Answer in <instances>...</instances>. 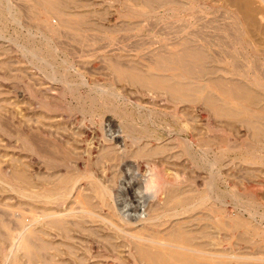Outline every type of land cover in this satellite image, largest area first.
<instances>
[{
	"label": "bare ground",
	"instance_id": "obj_1",
	"mask_svg": "<svg viewBox=\"0 0 264 264\" xmlns=\"http://www.w3.org/2000/svg\"><path fill=\"white\" fill-rule=\"evenodd\" d=\"M33 1L36 4V8H33L32 6L27 7L29 10L28 13L30 14L29 18H31L30 20L37 25V28L39 27L40 31L44 32V34L49 37L46 38L47 40H43L44 42H41V45L37 46L36 44H31L30 46L29 44L28 47L26 46L23 49L25 53L32 58L31 64L46 73V81H48V78H51L53 82L54 80L60 82L64 87V91L66 90L67 93L69 92L77 104L76 106H73L75 103L72 105V103L64 102L67 94L66 96L62 95L57 97L56 94L51 92L52 90L49 89V87H39L38 89H35L32 86H28L31 100H29L30 103L28 107L26 106V110H30L31 107L35 108V110L38 109L36 117H38L41 124H43L42 127L45 126L46 130V127L50 128L54 125L56 126V131L59 123L62 124L63 122H68L69 119L73 118L72 116L75 115H81V119L86 122L87 120L94 121L97 119L96 116L101 114L102 116L111 113L117 114L118 117L121 118H119L120 121H122V124L119 125L121 129H119L123 137L121 139L123 140L114 142V138H108L105 135V132L102 133V131L100 134V130L98 129L99 131L97 133H99L100 136L97 137H100V142L103 145L98 152V143L95 141L96 138H94L96 136L93 137V133L87 130V128L85 130L83 128L81 138L77 142H70L69 146L66 142L67 149L65 148L68 150L69 157H71V154L78 156L77 158H79V160H76H78L81 170L79 172L75 171L76 173H72L73 171H70L71 173H66L65 171L66 174L64 173L63 175H57L52 172L47 177H42L43 179H41V181L32 182L25 172L18 171V168V170H14L15 167H12V165L10 166V164L13 163L9 164V162H7L8 165L0 168V183L6 185L9 190L17 191V193L19 192V194L23 196H27L29 190L23 191L22 186H30L32 191L28 197L31 198L30 201L35 200L38 203V207L41 209V211L39 210V212H41L40 216H38L39 218L33 217L32 220H30V224L33 227L31 235L29 232L27 233L28 244L26 243V248L29 251V258L31 261L36 264H256L254 262L248 263L244 258L243 260L246 262H242L241 257L244 256L240 257L239 255H236L237 251L241 250L238 243L239 240L237 241L236 238L239 237V228H243L241 225L242 221L239 223L237 217L238 215H241V213L246 214L247 212L249 216L246 224H252L253 222H256L258 216H260L259 209L258 207L255 209L253 204H249L250 202H244L243 200V203H241L239 195L243 194H239L240 192L237 193V190H234L236 189V185H239V183H237L238 177L236 178L238 167L235 163V161H237L235 157L231 159L230 162H227L226 165L224 164L228 173V175H226V173L225 175L228 177H225L221 169L218 167V161L215 160L216 158L209 159L207 157L210 152L207 143L209 128L207 134V131L205 132L206 129L204 130L206 127L203 123V121L207 119V115L205 116V113L202 112L208 107L210 108L209 110H212L210 111L211 113L213 112L217 116L221 115L220 117H243L242 122L251 134V137L249 138L250 141L248 142L247 147L245 146V148H247L245 154L250 158V162H252L253 165L256 164V161L254 160H264V76L262 75L263 79H259L258 75V78H254L255 75H252L253 79L250 83H246L239 79L238 76L241 77V71L239 70L238 63L240 62H236L239 60L237 56L238 53L235 51V46L233 44V46L230 45L229 50L225 51L227 48L223 50L224 52H227L226 55L228 54L229 56H232V59L234 60L233 63H237V65L235 63L236 69L232 70L231 68L233 71L231 72L233 73L232 76L226 77L220 75L214 81L215 87L224 98L221 100L213 95L207 94V96L202 99L205 103L202 102V105L204 104L206 106L203 105L205 108L200 112L199 110H195L194 105L197 100L198 102L201 101L197 95L202 94L206 87L205 85L202 86L201 82L205 80L206 77L216 73V71H214L215 67H213L216 62V57L214 58L211 53L203 48V46L194 45L195 41L192 42L189 39H182L178 46L174 45L172 48L167 46L157 47L152 50L146 48L147 51H144L140 56L121 54L116 55L114 59L110 60L106 55V58L109 61H105L107 64L105 68H103V71L105 70L108 74H112L122 82L133 84V86L135 85L138 89L143 91L140 96L139 94L142 91H138L139 94L137 95L139 98L135 105L139 110V117L134 118V116L126 113L121 105L118 104L117 99L125 97V94L123 96L122 94L118 95L117 92H113V89L110 91V87L106 89L104 86L99 87L96 85L93 86V88L91 87V90L88 88L86 96H82V94L79 93L77 89L78 86L74 87L75 84L72 85L70 83L71 81H68V77L65 74L69 71L67 68L70 66L67 63V60L60 63V65L58 62L56 63L54 61L57 50L52 45V40H60L59 30L48 25V22L46 24L41 23L39 18L40 14L43 13L58 15L62 19V25L64 29L68 31L67 33L70 34V36L73 35L74 41L76 40L77 43L85 47L109 39L106 31L105 34H103L101 30H99L102 32L101 34L95 33L94 36L92 35L94 33L89 34L90 36H93L92 38L87 35V31L92 28L97 29V25H99L97 24V19L96 21H92L91 16H94L95 12L92 14V12L83 11L82 4L84 5V3L80 2L81 0ZM134 1L141 4V6L144 5L150 9V11H148L144 7L146 12H144V10L143 13L140 14L145 22L148 21L154 10H157V8L175 6L177 7L176 9L179 10L187 5L184 0ZM193 1L194 0H192V2ZM1 2H3V0H1ZM6 3L8 4L7 1ZM80 7L82 11L78 10ZM3 9L4 8L1 9L0 7V17H5V11L7 10L4 9V11ZM10 9L12 11V8ZM9 12L6 14L8 15ZM18 12L16 13L18 14ZM136 13L137 12L134 14ZM139 13L140 12H138L137 15ZM13 15L16 16L15 14ZM132 15L129 14V16ZM137 15L136 17H139V15ZM114 17V15H111V19ZM137 24L136 26H138ZM67 33L64 32V35ZM232 35L234 36V44H239L246 49L247 43L244 40L243 32H241L240 29H237L236 33ZM223 39L224 38L222 37V40ZM63 42H65V40ZM111 42L112 41H110V43ZM228 43L229 42H227V44ZM74 53L73 55L77 54ZM258 53L259 50L252 52L256 58ZM142 60H148L149 64H146ZM231 62L230 65L233 64ZM257 62L259 61H256L255 64ZM125 63L128 64L127 67H124ZM103 66L104 65H101V67ZM244 66L246 68V64H244ZM92 67L96 68L94 62H92ZM61 68L64 69L65 73L58 75L60 74ZM243 74H245V72ZM19 80H21V78ZM206 82L207 81L205 80L204 83L207 84ZM135 93L133 92L134 97L137 96ZM133 94L130 92V97L127 96L126 98L132 99L131 95ZM231 101L239 102L237 109L230 106L229 103ZM8 106L10 105L6 103L0 104V114H2V116L4 115L3 112L9 108ZM15 107H18L19 109L20 105L16 104L14 105V109ZM79 121H77V124ZM96 122L97 121L95 120V123ZM149 122H153L154 124L152 125L157 124V126L159 125V127H162L170 137L164 140L163 137L159 136L155 129L152 130L147 125ZM49 123H51V125ZM60 128L62 129V127ZM20 139L24 138L22 137ZM24 142L26 144V140ZM46 142H48V140H46ZM39 143L41 142L37 143L38 146ZM84 143L86 146L88 144L89 147H86ZM178 143L182 148L180 151L176 150ZM41 144L40 148L42 150H40L41 154H43L42 151L45 152V149L43 150L45 147L42 146V148ZM38 146H35L33 143L30 144L31 151H37ZM231 146L232 148L229 147V150L235 147L234 145ZM46 150L52 152V150ZM234 151L237 150L234 149ZM33 155L37 156V152ZM41 157L43 159L42 162L49 163L52 161L48 155H42ZM69 157L67 155L65 159H63L64 166L68 168H70ZM130 160L135 162L136 169L139 168L141 177L145 171L146 165L157 168L159 170L161 186L160 191L155 198H151L148 207L146 209H144L145 206L136 207L134 215L131 214L132 212L128 215L123 213L122 207H119L117 201L119 200L118 197L121 196L119 194L121 192L118 190L120 188L118 187L119 181L122 179V174L124 173L122 165ZM56 162H58L57 159ZM195 164H198L201 168V175L199 177L203 179L205 187L204 191L199 190V187L196 186L193 180L194 178H192V168ZM252 164L250 169L247 172L245 171L247 173L245 175H248L250 178H253L254 176L258 178L259 173L262 172V170L251 169ZM98 167L102 169L101 176L99 175ZM72 170L75 169L72 168ZM262 173H264V171ZM225 179L226 188H232L230 201H227L226 199V193L228 192L225 193L217 188L218 184H220L218 182ZM142 187L143 182L141 183V189ZM141 189L139 188L138 190ZM134 193L137 195V192H133L132 189L129 190V195L133 196ZM74 194H77V197L75 199L76 201L73 202L71 198ZM224 214L227 216H224ZM260 217L261 221H264V215ZM25 225L23 223L20 224V226H22L20 228H23L22 231H25ZM242 232L239 233L242 235ZM248 233H250L249 237H246L245 239H248L247 241L250 242L247 247L251 252L257 250V247L260 249L264 248V230H249V232L247 230L246 236ZM11 245L10 248L8 247L10 251H7L9 252V257L6 258H10L11 255L12 258H14L15 263V259L18 258L17 256L19 254L18 250L21 252V249L18 248L17 245L16 247L14 245V247H11ZM21 247H23V243ZM240 252L238 254H240ZM256 253L257 252H253L252 255L255 257ZM245 257L248 258L249 256H246L245 253ZM259 260L263 261V259ZM259 262H257V264Z\"/></svg>",
	"mask_w": 264,
	"mask_h": 264
},
{
	"label": "rangeland",
	"instance_id": "obj_2",
	"mask_svg": "<svg viewBox=\"0 0 264 264\" xmlns=\"http://www.w3.org/2000/svg\"><path fill=\"white\" fill-rule=\"evenodd\" d=\"M6 1L8 2V4L6 3ZM27 1H22V0H5L4 1L3 0V2H1V0H0L1 9L4 8L5 10H7V11H5L3 9L6 13L9 12L10 8H12V11H13L12 12L10 9L9 14L11 13L12 14V15L10 14L11 16L9 14L7 15L5 13V17L7 19L5 17H0V30H1V35H0V65H1L0 66V104L6 103V104L10 105V106H8L9 108L5 112H3L4 113L3 116H2V114H0V168L4 167L5 165H8L7 162H9V164L13 163V164H10V166L12 165V167H15L14 170L19 169L18 171L25 172L28 175V178L30 177V180H32V182H33V181H41V179H43L44 176L47 177L52 172L54 174H57V175L58 174L63 175L65 173V171H66V173H69L70 171H73L72 173H76V172H79L81 170L80 165L78 164V160H79V158H77L78 156L71 154V157H69L68 150H66L67 149L66 147H67V145L69 146L70 142H73V141L77 142L81 138V133L83 131L82 130L83 128H84V130L87 128V130H89L91 133H93L92 134L93 137L96 136L94 138H96L95 141H97V143H98V147H99L98 152H99V149L103 147L102 143L100 142V137H97V136H100L101 131H102V133L105 132V135L108 138H114L115 139L114 142L119 141V140L122 141L123 139H121V138H123V137H122V134L120 131L121 127L119 126L122 124V121H120L121 118L118 117L117 114L111 113V114L103 115V116H102V114L98 115V116H96L97 119H95L97 121L96 123H95V120L94 121L87 120L85 122L81 119V117H82L81 115H75V116H72L73 118L69 119L68 122L66 121V122H63L62 124L59 123L57 125L58 129L56 131V129H55L56 126H54V125H52V127L49 126L50 128L46 127L47 128L46 130H45V126L42 127L43 124H41L39 118L36 117L37 116L36 112H38V109L35 110V108L31 107L30 110H26L29 103H30L29 100H31V95H30V91H29L28 86H32L35 89L36 88L38 89L39 87H49V89L52 90L51 92L56 94L57 97H60L62 95L66 96V94H67V96H66L67 100L64 99V102L66 101V102L72 103V105L76 102V101H74L75 99H73L71 97L69 92L67 93L66 90L64 91V87L62 86V84L60 82H57L55 80L53 82L51 78H48L47 79L48 81H46V78H45L46 73L43 72L42 70H40L39 68L35 67L33 64H31L32 58L30 56H28L27 53H25V51L23 49L26 46L28 47L29 44H30V46H31V44L32 45L36 44L37 46L41 45L40 43L41 42L43 43L45 41V39L49 37V36L47 37V35H45L44 32L40 31L39 27L37 28V25L30 20L31 18H29L30 14L28 13L29 10L27 7L32 6L34 8L36 6V4L33 0H31V1L29 0L28 2ZM80 2L84 3V5L82 3H80V4H82L83 11L92 12V14L95 12L94 16L91 14L92 15L91 16L92 21H96V19H97V24L100 25V26L97 25V29L96 28H94V29L90 28L91 30L87 31V33H88L87 35L90 36L89 34L94 33V34H92L94 36L95 33L101 34L102 32H103V34H105V31H106L107 35L109 36V39L103 40L102 42H98L97 44L94 43L92 45H87L88 47L87 46L84 47L83 45L77 43L76 40L74 41L73 35L70 36V34L67 33L68 31L66 29H64V27L62 25V21H61L62 19L58 15H55L52 13H43L44 15L40 14L39 18L41 20L40 21L41 23L46 24L48 22L47 23L48 25L53 26V28L59 30V32H60V38H59L60 40H57V41H60L61 43L57 42L54 39L52 40V45L57 50V54L55 56L54 61L56 63L58 62V64L60 65V63L67 60V63L73 67L72 68L68 65L69 68H67V69L69 71L66 73H65L64 69L61 68L60 74H58V75H62L63 73H65L66 76L68 77V81L69 82L71 81L70 83L72 85L75 84L74 87L78 86L77 89H78L79 93L82 94V96L87 95L86 93H87L88 88H89V90H91L90 88L91 87L93 88V86H96V85L99 87L104 86V87H106V89L108 87H110L109 90L112 91V89H113V92H117L118 95L122 94V96H123L125 94V97H120V99L119 98L117 99L118 104L121 105L122 109H124V111L126 113L134 116V118L139 117V110L137 109V106L135 105V103L137 104V99L139 98L137 94H139L138 91L141 89H138V87H136L134 85L136 87L135 88L133 86V84H130V83L128 84V83L122 82L119 79H117L115 76H113L112 74L110 75L105 70L103 71V68H105V66L107 64L106 62L109 61V60H107L106 55L110 60L114 59L116 57V55H121V54L122 55H131V56L132 55L133 56H138V55L140 56V54L142 55L144 51H147V49L152 50V49H155V48L161 47V46H167V47H171V48H172V46L174 47V45L178 46V44L180 43V40L182 41V39H189L192 42L195 41L194 45H197V46L199 45L201 47L203 46V48H205L209 53H211L214 58L215 57L217 58V59L215 58L216 62L213 65V67H215L214 71H216V73H215L216 75L214 74V75H210V76L206 77L205 80L207 81L206 82L207 84L204 83L205 80H203L204 82L203 81L201 82L202 86L205 85L207 87V88L206 87L204 88L206 91L204 90L202 94H198L197 96L199 97V99L201 101L198 102V100H197L195 105L193 104L195 106V110H197V111L199 110L200 112L203 111V109L205 108L204 106H206V105H204L205 103L203 102L202 99L205 96H207V94L213 95V96H215L221 100L224 98L222 96V94L219 92V90L215 87L214 81L220 75L221 76L223 75L226 77L232 76L233 73H231V72H233L232 71L233 69L234 70L236 69V67H235L236 62H240V63H238L239 68H240L239 70L241 71L240 72L241 77L238 76L239 79L245 81L246 83L251 82V80L253 79L252 75L253 76L255 75L254 78H258V76H259V79L260 78L263 79L262 75L264 76V53H263L264 52V49H263L264 48V0H197V1L194 0L193 2H192V0H184L185 4H187V5H185L186 7H183V9L181 8V9L177 10L176 9L177 7H175V6H172L174 8H172L171 6L157 8V10L156 9L154 10L153 14L151 15V17L146 22L143 20V17L140 14H142L144 10H145L144 12H146V9L148 11H150V9L144 5L141 6V4H138V2L136 3L134 0H81ZM27 4H29V5H27ZM188 4H189V6H188ZM86 6H89V7H86ZM144 7L146 9H144ZM13 9L15 10V13H14ZM82 9H81V7L78 8L79 11L80 10L82 11ZM172 9H174V10H172ZM129 10H133V11L137 10V11H135L137 13L140 12L138 14L139 17H136L137 13L134 14L135 12L129 11ZM171 10H172V12H171ZM127 11L131 15L133 12V15H135V16H133V15L129 16ZM16 12H18V14ZM26 13H28V14H26ZM13 14H15L17 17L14 16ZM111 15H114L115 17L113 19H111ZM126 16H127V18H126ZM140 16L142 19L140 18ZM94 17H95V19H94ZM137 22H138V24H137ZM140 22H141V24H140ZM134 24H135V26H134ZM136 24L139 27L136 26ZM131 25H132V27H131ZM56 27H58V28H56ZM235 27H237V28H235ZM61 29H62V31H61ZM227 29H229L230 31ZM235 29L236 30L240 29V31L243 32L244 40L247 43L246 49H244L239 44H234V41H233L234 36L232 34L236 33ZM99 30H101L102 32H100ZM64 32L67 34L64 35ZM93 36H90V37L92 38ZM69 37L71 38V40ZM111 37H112V39H111ZM222 37L224 38L223 40H222ZM64 40H65V42H63ZM110 41H112V42L110 43ZM120 41H122V42H120ZM206 41H208V42H206ZM33 42H35V43H33ZM224 42H225V44H224ZM227 42H229V43L227 44ZM68 44H69V46H68ZM232 44L235 46L234 48L236 50L235 49L234 50L236 51V53H238L237 56L239 59L234 63H233L234 60L232 59V56H229L228 54H227L228 55L227 56L226 55L227 52H224V50H223L226 48L227 49L225 51L229 50V46ZM111 48H113V49H111ZM251 48H252V50H251ZM253 50L254 51L259 50L257 58L254 57L255 55L252 54V52H254ZM72 51H73V53L75 52L77 54L74 53L75 55H73ZM140 52H142V53H140ZM244 52H246V53H244ZM246 54H248V55H246ZM91 55H93V56H91ZM108 55L111 57H109ZM239 56H241V57H239ZM81 58H83V59H81ZM84 59H86V60H84ZM103 60H104V62H103ZM220 60H222V61H220ZM142 61L145 62L146 64H149L148 60H145V61L142 60ZM256 61H259V62H257L255 64ZM29 62H30V64H29ZM92 62L95 63L96 68L92 67ZM230 62L233 64L230 65ZM241 62L243 65L241 64ZM244 64H246V68H245ZM101 65H104V66L101 67ZM236 65H237V63H236ZM125 66L127 67L128 64L125 63L124 67ZM231 68H232V70H231ZM241 68H242V70H241ZM98 69H99V71H98ZM215 69H217V70H215ZM100 70H101V72H100ZM243 71L245 72V74H243L244 73ZM224 73H226V74H224ZM247 73H249V74H247ZM252 73H254V74H252ZM248 75H249V77H248ZM41 76H44V77H41ZM250 76H251V78H250ZM20 78H21V80H19ZM209 81L211 82V85H210ZM81 83H83V84H81ZM58 90H59V92H58ZM132 91L134 93L136 91L135 94L137 96L134 97V94ZM212 91H213V93H212ZM130 92L133 94V95H131L132 99L133 98H135V99L132 100L131 98H126L127 96L130 97V95H129ZM141 93H143V91L140 92L139 96L141 95ZM202 102L204 103L203 104L204 106L202 105ZM236 102L237 101H231L229 104H230V106H232V108L237 109L239 106V102H237V103ZM15 103L20 105L19 109H18V107H15V109H14V105H16ZM197 103H199V104H197ZM11 104H12V106H11ZM76 104L77 103H75L73 106H76ZM206 108H208V107H206ZM206 108L204 109V112H202V113H205V116L207 115V119H208V120L205 119L203 121L204 126L206 127V128H204V130L206 129L205 132L209 128V130H208L209 131V135H208L209 137L207 139V143H208L210 152L208 153L207 157L209 159H215L216 158L215 160L218 161V167L221 169V171L223 172L225 177H228V176H226V175H228V173H227V170L225 168V165L227 162H230L231 159H233L235 157V159L237 160V161H235V163L238 167L237 174H236V178L238 177L237 178L238 180L237 179L236 180H237V183H239V185L237 184L238 188L236 185V189H234V190L235 191L237 190L236 191L237 193L240 192L239 194H243V195H239L240 199H241V203H243V200H244V202L245 201L250 202L249 204H253L255 209H257V207H258L259 212H260L259 215L263 216L264 215V179H263L264 173H262V172L264 171V160L263 159L254 160V161H256L255 163L258 166L256 164L253 165L252 162H250L251 161L250 158H248V156L245 154V152H247V148H245V146L247 147L248 142L250 141L249 138L251 137V134L249 133L250 131H248V129L244 126V124L242 122L243 117H241L242 119L241 118H232L231 116L220 117L221 115L217 116L213 112L212 113L210 112V111H212V110H209L210 108H208V109H206ZM137 110H138V112H137ZM6 112H7V114H6ZM63 113H65V112H63ZM134 113H135V115H134ZM99 117H100V119H99ZM28 118H30L31 120ZM77 118H80V119H77ZM77 121H79L78 124H77ZM169 121H170V119H169ZM49 124L51 125V123H49ZM152 124H154V123L153 122L147 123V125L152 130L155 129L157 131V133L159 134V136L163 137L164 140L166 138L170 137V136H168V133L166 132V130H163L162 127H159V125L157 126V124L156 125H152ZM60 127H62V129ZM59 129H60V131H59ZM98 129L100 130V132H99L100 134L97 133L99 131ZM208 131H207V134H208ZM48 133H50V134H48ZM28 136H30V137H28ZM22 137L24 139H20ZM31 138L33 140L35 138H38V139H35L36 142H35V140L33 142V140ZM224 138H226V139H224ZM25 140H26V144L24 142ZM46 140H48V142H46ZM38 142H41L42 144L43 143L44 144L42 145L41 143H39V146H38V144H37ZM66 142L68 143L67 145H66ZM210 142H212V143H210ZM239 142H240V144H239ZM32 143L35 146H38L37 148L39 151L38 150L35 151V152H37V156L33 155V154H35V152H32L30 149L31 148L30 144H32ZM179 143L177 145L178 147L176 150L180 151V150H182V148L179 146ZM40 144H41V147L42 146L45 147V148L42 147L43 150L45 149L44 150L45 152L42 151L43 154H41L42 149L40 148ZM231 145H234L235 147H233V149L229 150L230 149L229 147L232 148ZM28 146H29V148H28ZM85 146H86V144H85ZM86 147H89V145L87 144ZM225 147H227V148H225ZM54 148H55V152H54ZM211 148H212V150H211ZM46 149H48L50 151L52 150V152H49ZM234 149L237 151H234ZM224 151H225V153H224ZM56 152H57V154H56ZM223 154H225V155H223ZM42 155H48V157L52 161L49 163L48 162L47 163L42 162L43 161V159L41 157ZM67 155L70 159V168L64 166V162H63V159H65V157ZM55 158L57 159L58 162H56ZM71 158H72V160H71ZM221 158H222V160H221ZM76 159H78V160H76ZM59 161H60V164H59ZM239 162H240V164H239ZM241 162H242V165H241ZM56 163L58 164V166ZM72 163L74 164V166ZM34 164H36V165H34ZM251 164H252L251 169L253 168L254 170L255 169L262 170V172H260L261 174L259 173L258 178L256 176H254L253 178L251 177L252 178L251 179L248 175H245V174H247L246 172L250 169ZM13 165H15V166H13ZM51 166H53V167H51ZM247 167H249V168H247ZM72 168L75 170H72ZM193 168H192V173H191L192 178H194L193 180H194L196 186L199 187V190L204 191L205 187H204L203 179H201V177H199L201 175V168L198 164H195L193 166ZM98 169H99V175L101 176L102 169L100 167H98ZM130 169L132 170L131 174L129 171ZM8 170L11 171L10 169H8ZM122 170L124 173L122 174L123 177L119 181V187H118V188H120L118 190H120V192L122 194L119 193L121 196L118 197V199H119V200H117L118 205L120 208L122 207V212L126 213V215L130 214L131 212H132L131 214L134 215L135 214V212H134L135 208L136 207L138 208L140 206H145L144 209H146L148 207L150 201H151V198L149 199V197H144L142 200H140V198L135 193L133 196L129 195V190L132 189L133 192H137L139 188L141 189V183H142L141 175H134L136 172V164L134 161L130 160L129 162H125L122 165ZM225 173H226V175H225ZM203 175H205V174H203ZM260 175H262V176H260ZM247 176H248V178H247ZM225 182H226V179L220 180L218 182L220 184H218L217 188L221 191H224L225 193L228 192L229 194L226 193L227 194L226 199H227V201H230L231 200L230 195H232V193H231L232 188H226ZM5 186L6 185L0 183V264H17V263L18 264H36L35 262H32L31 259L29 258V251L26 248L27 244H28V242H27V239H28L27 235L28 234L27 233L29 232V234L31 235L33 227L30 224L31 223L30 220H32L33 217L39 218L38 216H40V213H41V212H39V210L41 211V209L38 207V203L35 200L30 201L31 198L28 197V195L32 191L30 186L26 185L27 188L25 187V185L22 186L23 191L29 190V194L28 195L26 194L27 196L20 195L19 192L17 193V191H11V190H9V188L7 186L6 187ZM25 193H27V192H25ZM76 197H77V194H74L73 197L71 198V200H73V202L76 201L75 200ZM34 202H36V203H34ZM257 203L259 204L260 207L258 206ZM120 204H121V206H120ZM126 204L127 205L130 204L131 207L126 208L125 207ZM145 204H147V205H145ZM31 210H32V212H31ZM224 216H227V215L224 214ZM248 216L249 215L246 212V214L241 213V215H238V217H237V221L239 223H241V221H242L241 225L243 226V228L242 227L239 228V232L240 233L242 231L243 232H242V235L238 232V236L240 238L238 236H237L238 238H236L237 241L239 240L238 243H239L240 248H241V250L237 251L236 255H239L240 257L244 256V257H241L242 262H246L244 260H247L248 263L254 262L257 264V262L260 261L259 259H261V260L263 259V261H260L258 263V264H260L262 262L261 264H263L264 263V248L260 249L259 247H257L256 248L257 250L253 251V252H257L255 254L256 256L254 257V255H252L253 252H251L247 247V245L249 246L248 243H250V242H248L247 241L248 239L246 240L245 238L249 237V234H250V233H248L246 236L247 230H248V232H249V230H251V231L252 230H258V229L264 230V221H261V217L258 216V219L256 222H253L252 224H249V223L246 224V222H248L247 221ZM20 222H22L24 225L27 224L30 227L25 225L26 226L25 231H22L23 228H20V227H22V226H20V224H22V223H20ZM26 228H27V230H26ZM245 231H246V233H245ZM22 243H23V247H21ZM10 245H11V247L13 245L16 247V245H17V247L21 249V252H20V250H18L19 254L17 256L18 258L15 259V261H16L15 263H14V258H12L11 255H10V258H8V259L6 258V257H9V252H7V251H10V249H9ZM243 248H244V250H243ZM259 250L263 255L259 252ZM239 252H240V254H238ZM245 253H246V256H249L248 257L249 259L247 257H245ZM243 258H244V260H243ZM37 264H39V263H37Z\"/></svg>",
	"mask_w": 264,
	"mask_h": 264
},
{
	"label": "clouds",
	"instance_id": "obj_3",
	"mask_svg": "<svg viewBox=\"0 0 264 264\" xmlns=\"http://www.w3.org/2000/svg\"><path fill=\"white\" fill-rule=\"evenodd\" d=\"M131 174V169L129 170ZM134 175H141L139 168L136 169ZM143 187L137 191V196L142 200L144 197L154 199L160 191V176L159 170L154 166H145V171L142 174ZM126 208L131 207L130 204L125 206Z\"/></svg>",
	"mask_w": 264,
	"mask_h": 264
}]
</instances>
